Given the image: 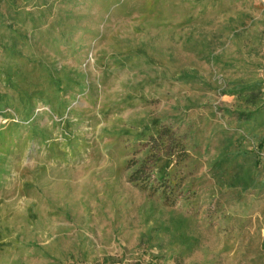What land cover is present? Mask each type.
<instances>
[{
	"label": "rangeland",
	"instance_id": "rangeland-1",
	"mask_svg": "<svg viewBox=\"0 0 264 264\" xmlns=\"http://www.w3.org/2000/svg\"><path fill=\"white\" fill-rule=\"evenodd\" d=\"M19 4L30 41L19 87L0 81L12 98L0 104V264H264V194L236 196L208 170L236 122L224 111L236 102L220 93L225 80L249 70L264 79V0ZM46 26L67 38L42 40ZM41 67L72 85L68 105L45 95L54 90ZM155 120L183 137L191 123L196 131L176 169L193 186L190 204H164L129 179L150 144L138 134ZM181 214L195 238L184 244L165 229Z\"/></svg>",
	"mask_w": 264,
	"mask_h": 264
},
{
	"label": "trees",
	"instance_id": "trees-1",
	"mask_svg": "<svg viewBox=\"0 0 264 264\" xmlns=\"http://www.w3.org/2000/svg\"><path fill=\"white\" fill-rule=\"evenodd\" d=\"M51 1L57 4L71 0ZM20 6L22 5L19 4V0H0V53L19 61L28 57L25 53L28 52V42L30 41L27 32L20 30L25 26L27 19V17H22L25 10L22 9V12ZM7 9L10 10L7 11ZM41 13L42 15L30 18L34 23V30L39 31L40 28L38 27L45 23L44 18L47 12L43 10ZM61 14V11L58 10L57 17H60L58 24L65 22L63 21L65 16ZM41 32L39 37L42 36V40L46 37L53 44L61 43L67 38L52 39L53 31L49 26H46L45 30L41 29ZM28 59L30 63H33L31 58ZM206 59L215 62L212 51L209 52ZM218 60L217 58L216 61L218 62ZM0 64L1 83L7 89L15 88L16 90L19 87L18 79L22 81L25 78L26 72L22 65L27 66L26 62L21 61L16 66L4 62H0ZM234 65V63H226L224 66L232 68ZM41 68L48 72L49 82L55 93H46L45 95L50 98L57 97L56 101L64 104L67 101L65 94L72 85L65 83L53 72H49L46 67ZM237 70L242 71L239 68ZM235 72L237 71L235 70ZM181 79L193 81L198 78L195 72L193 74L186 72L182 74ZM45 89L42 88L39 92L42 94ZM17 93L21 94L19 91ZM220 93L236 97L233 107L224 108L225 113L235 118L236 122L235 127L228 128L225 136L220 140L217 152L208 164V170L221 189L225 188L227 191H232V193H236V196L252 191L264 194V79L251 70L245 71L239 76L226 79ZM25 97L20 95L21 99H25ZM30 97L26 99L28 100ZM11 99L9 91L0 89V104L9 105ZM67 102L65 105H68ZM30 110L29 107L23 113L29 116ZM192 126V123L189 124L184 135L186 140H184V137L180 136L172 124L164 126L162 122L157 120L146 124L143 130L139 132L137 139L149 135L147 142L150 141V144H147L141 156L130 161V167H132L129 175L130 181L143 191L148 192L149 195L160 197L164 204L173 205L177 198L183 199L184 202L189 201L190 204L189 192L193 186L190 184L185 188L182 179L177 180L176 169L181 162L187 160L191 155L189 141H193L196 137V131H192ZM239 130L242 131L239 132ZM152 144H155V147H152ZM190 220L191 217L185 214L172 217L171 224L167 225L165 229L169 232L173 230L174 233H178L179 238L183 239V244L184 242L188 243L189 240H195L189 235ZM260 251L264 261V237L260 243Z\"/></svg>",
	"mask_w": 264,
	"mask_h": 264
}]
</instances>
